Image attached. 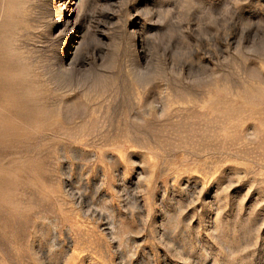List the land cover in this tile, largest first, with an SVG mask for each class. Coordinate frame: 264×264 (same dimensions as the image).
Returning a JSON list of instances; mask_svg holds the SVG:
<instances>
[{
	"label": "rangeland",
	"instance_id": "1",
	"mask_svg": "<svg viewBox=\"0 0 264 264\" xmlns=\"http://www.w3.org/2000/svg\"><path fill=\"white\" fill-rule=\"evenodd\" d=\"M0 264H264V0H0Z\"/></svg>",
	"mask_w": 264,
	"mask_h": 264
}]
</instances>
